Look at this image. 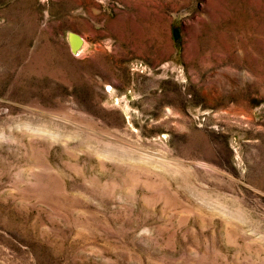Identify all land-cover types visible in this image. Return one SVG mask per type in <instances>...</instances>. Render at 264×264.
<instances>
[{"label": "rangeland", "instance_id": "374dc122", "mask_svg": "<svg viewBox=\"0 0 264 264\" xmlns=\"http://www.w3.org/2000/svg\"><path fill=\"white\" fill-rule=\"evenodd\" d=\"M0 264H264V0H0Z\"/></svg>", "mask_w": 264, "mask_h": 264}, {"label": "water", "instance_id": "95a60500", "mask_svg": "<svg viewBox=\"0 0 264 264\" xmlns=\"http://www.w3.org/2000/svg\"><path fill=\"white\" fill-rule=\"evenodd\" d=\"M74 35L76 36L77 41L76 42L73 41V44H72V40H71V48H72V45H73L74 48H72V51L73 52H77L78 49H80V47L82 46L83 37L80 34H77V33H74Z\"/></svg>", "mask_w": 264, "mask_h": 264}, {"label": "bare ground", "instance_id": "6f19581e", "mask_svg": "<svg viewBox=\"0 0 264 264\" xmlns=\"http://www.w3.org/2000/svg\"><path fill=\"white\" fill-rule=\"evenodd\" d=\"M71 40H72V44H73V41H74V42L77 41V38H76V36H75L74 34L71 35ZM84 42L87 43V42L84 41V39H83V40H82V45L84 44ZM78 44H79V43H78ZM86 45H87V44H86ZM72 48H74L73 45H72ZM81 48H82V46H81ZM81 48H80V49H81Z\"/></svg>", "mask_w": 264, "mask_h": 264}]
</instances>
